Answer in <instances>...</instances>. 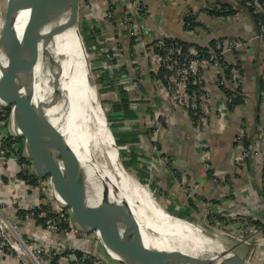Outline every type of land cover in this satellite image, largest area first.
Returning <instances> with one entry per match:
<instances>
[{"label":"built area","instance_id":"obj_1","mask_svg":"<svg viewBox=\"0 0 264 264\" xmlns=\"http://www.w3.org/2000/svg\"><path fill=\"white\" fill-rule=\"evenodd\" d=\"M81 3L86 6L82 11L84 17L88 19L96 17L105 21L103 26L100 25L104 39L99 43L102 48L95 52L100 57L99 62L94 65L97 69L94 72L95 76L99 77L103 71L112 73L120 68L125 70L117 72L119 74L118 80L115 81L117 84L115 88L121 85L130 93L132 89L131 95L134 99H131L130 106L138 110L142 118L122 121L124 125L129 126L140 124L144 133L146 132V137L151 141V149L156 156L153 154L149 161H145L147 167L151 169L155 160L162 157L157 142L160 140L161 130L165 124L173 121L176 114L189 119L195 153L200 161L207 163L208 152L203 138L211 126L210 121L214 110L212 90L216 91L217 87L226 82L222 76L228 72L226 70L227 56L233 49L242 46V42L228 38L218 39L215 44L216 51L211 49L208 56L199 57L195 49L189 48L185 52L174 39L173 34L161 30L165 23L163 18L157 16L152 6L145 0H77V10ZM247 5L252 8L254 14L262 17L258 25L256 24L255 37L260 38L264 44V3L258 0H247ZM115 21H117L116 24ZM120 46L124 49L123 54L119 51ZM112 48L113 54L110 51ZM231 73H234L233 69ZM262 76L261 93L264 97V73ZM192 84H199V86L192 89ZM233 84L236 86L238 82L234 80ZM135 90L137 93L134 95ZM219 100L223 107H218L217 112L223 116L225 106L227 107L226 103H231L232 98L224 97ZM247 102L248 99L245 98L244 103ZM190 110H192V116ZM0 116L2 117L0 118V163L8 164L11 161L15 164V170L9 178L10 185L15 188L21 185L31 191L27 197L20 195L1 197L0 195V255L12 256L18 264H50L56 255L58 264L62 256L68 263L74 264H83V262L122 264L106 249L97 232L86 233L81 230L72 215L65 227L62 226L60 219L54 217H47L43 224H38L37 230L26 234L16 227L15 220L36 223L34 215L36 208L42 203H49L51 199L44 187V180L47 179L49 184L50 180L38 177L29 160L19 159L17 151L19 145L7 146L5 139L8 134L11 132L17 135L11 110L7 114L2 112ZM260 128L264 131V114L261 116ZM244 138L245 128L239 126L234 136L232 156L233 164L239 167L244 165L250 153V148H245L243 145ZM166 164L171 165L170 162ZM169 171L175 175L177 169L171 165ZM33 176L37 178L36 185L28 183ZM225 176V171L222 172L221 178L214 175V182L222 186L224 181L219 179L223 180ZM261 185L264 187L263 171ZM15 188L14 191H16ZM198 188L197 183L195 189ZM60 206L62 207L61 204ZM204 207L208 208L205 216L207 215L211 221L215 215L211 212L209 204ZM53 211L61 212V217L64 215L61 210L53 209ZM68 213H70L69 210ZM44 214L45 212H41L40 216ZM248 216L255 217L251 213H248ZM236 221L241 222L242 225L246 223L242 228L246 229L244 233L249 237L250 235L255 237V245L260 248V245L264 243V236H262L264 226L256 228L247 218H238ZM227 222H231L229 218L224 219L221 224ZM37 231L40 232L39 235L36 234ZM76 232L79 237L75 234ZM82 234L90 237V240L94 242V248L90 250L82 248ZM77 250L82 253L77 255ZM65 251L68 253L64 254Z\"/></svg>","mask_w":264,"mask_h":264},{"label":"water","instance_id":"obj_2","mask_svg":"<svg viewBox=\"0 0 264 264\" xmlns=\"http://www.w3.org/2000/svg\"><path fill=\"white\" fill-rule=\"evenodd\" d=\"M11 3V10L3 20L0 35V49L9 78L3 106L11 107L14 130L22 138L23 157L30 160L38 177L49 178L51 188L61 200L62 207L70 211L81 230L86 233L97 232L106 249L122 264H264L245 260L227 249L225 250L235 255V263L223 255L187 257L149 248L143 243L128 215L108 200L105 190L99 200L93 196L84 164L76 155L68 161L64 159L67 138L52 125V116L48 114L53 107L56 112H63L69 100L65 87L67 79L62 77L63 62L66 60V53L62 49L64 39L59 36L70 27L75 28L86 53L77 26V0H12ZM23 10H28V16L22 34L18 35L16 22ZM43 20H48L50 25L45 65L51 95L36 101L31 48L35 27ZM98 101L101 106L99 97ZM103 115L106 127L114 140L105 112ZM114 145L120 164L124 168L115 140ZM62 161L71 166L63 164ZM75 166L77 170L72 168Z\"/></svg>","mask_w":264,"mask_h":264},{"label":"crops","instance_id":"obj_3","mask_svg":"<svg viewBox=\"0 0 264 264\" xmlns=\"http://www.w3.org/2000/svg\"><path fill=\"white\" fill-rule=\"evenodd\" d=\"M145 1L149 2L157 16L163 18L165 23L161 30L165 33H171L173 36H180L184 33H182V16L189 11H195L196 13L198 9L210 0ZM157 19L160 20L159 18ZM207 26L210 27V33L204 31L194 37L199 43L205 44L212 37L229 35L236 37V39L240 38L244 41L243 44L249 47L247 48L248 57H242L244 68L243 82L248 102L238 105L232 109V112L224 110V115L222 116L217 112L218 107H223L218 96L221 94L212 90L214 110L210 121L211 126L203 138V142L206 145L205 149L208 152L207 163L200 161L195 153L191 124L189 119L183 115L176 114L175 119L165 124L161 130L160 140L157 145L162 157L155 160L151 169L147 167L148 165L145 164V161H149L150 157L153 154L156 156V154L152 151L150 142L146 140V132L144 133L143 127L140 124L138 126L132 125L133 127L124 125L123 127L127 130H131V128L140 130L138 134L140 140L136 143L135 148L139 149V151L142 149V152L147 153V156L141 157V159L144 161V168L148 169L146 172L149 175L143 178L152 181L154 184V188L151 186L152 190L171 193L168 196L157 191L159 193L158 197L163 200V206H167L173 211L183 208L179 212L183 216L187 215L185 209L192 205L196 210L187 213L190 217H193L196 212L197 215L200 214L199 210L204 205L209 204L211 207L212 202L210 200L216 199L220 203L218 204L219 209L226 211L228 218L231 215L236 216L237 213L240 215L241 213H251L254 216L264 217L263 208L257 207L258 202L262 203V200L259 199L258 191L261 188L260 175L264 166V131L260 128L261 116L264 114V97H261V93L255 88L258 78L264 69V44L260 38L255 37L257 33L256 23L245 10L227 15L225 18L215 22L210 20ZM259 96L261 98L260 101H258ZM139 110L142 109L139 108ZM140 115L142 116L141 113ZM239 126L246 127L248 130L247 135H249L251 142L250 153L246 158V163L241 167L236 166L232 162L234 133L237 132ZM169 162L177 169L175 175L169 171V166H171ZM208 165L216 168L219 172L225 171L229 177L228 184L225 182L222 186L217 185L207 174H204L203 169H206L205 166ZM14 170L15 164L13 162L9 161L8 164L0 163L1 197L29 196L31 191L25 189V187L18 185L15 188V186L10 185L9 178ZM2 177L6 181L2 180ZM197 183L199 188L195 189ZM14 188L16 191H14ZM193 192L196 195L190 201V195ZM252 199L256 202H252ZM7 209L9 211V207ZM172 213L174 214V212ZM15 225L24 234L38 228V224L32 221L22 222L15 220ZM75 234L78 236V232ZM258 249L264 250V243ZM0 264L18 263L12 256L0 255ZM59 264H68V261L62 256Z\"/></svg>","mask_w":264,"mask_h":264},{"label":"bare ground","instance_id":"obj_4","mask_svg":"<svg viewBox=\"0 0 264 264\" xmlns=\"http://www.w3.org/2000/svg\"><path fill=\"white\" fill-rule=\"evenodd\" d=\"M27 16L28 10H23L17 17L18 35L23 32ZM2 23L0 18V35ZM49 28L48 20L41 21L35 27L32 41V73L36 101L51 95L45 65ZM59 38L64 39L62 49L66 53V60L63 62L62 77L67 79L65 87L69 100L63 112H56L53 107L48 114L52 116V125L67 138L64 159L68 161L75 155L78 157L86 168L93 196L99 200L105 190L108 200L128 215L143 243L149 248L187 257L223 255L235 263V255L226 251L214 234L206 233L199 226L164 212L167 206H160L148 188L122 167L114 140L106 129L102 107L100 106L101 110L98 107L97 91L90 77L87 56L82 49L77 30L70 27ZM8 86V69L0 49L1 103H4ZM72 168L77 170V166ZM54 196L62 204L55 193ZM123 205L131 211L126 206L122 208Z\"/></svg>","mask_w":264,"mask_h":264},{"label":"trees","instance_id":"obj_5","mask_svg":"<svg viewBox=\"0 0 264 264\" xmlns=\"http://www.w3.org/2000/svg\"><path fill=\"white\" fill-rule=\"evenodd\" d=\"M258 1L260 3L261 2L264 3V0H258ZM79 7L80 8L78 10L82 12L83 10H85L84 8L86 6L81 3L79 4ZM244 10L246 11L247 14H249L252 17L254 22L258 25V22L260 21L262 17L259 16L258 14H254L252 8L247 5V0H210V1H207L204 6H202L200 9L197 10L196 13L195 11H189L182 16V29H183L182 33L183 32L184 33L180 36H174V39L178 42L179 45L182 46V49L185 52H187L189 48L195 49L199 57H206L209 55V50L211 49L215 50L216 40L218 39L223 40V39L228 38V39H233V40H239L243 44L244 41L241 40L240 38L236 39V37L229 36V35L212 37L205 44L199 43L194 37H196V35L202 34L204 31L209 32L210 27H208L207 24L208 22H210V20L215 22V21H218L219 19L221 20L222 18H225L227 15L236 14ZM104 23L105 21L99 18H96V17L88 19L87 17L83 16L82 20L80 21V27H79L80 36L82 38L83 45H84L86 52L89 53L88 55L90 56V63L92 64V66L96 65L100 60V57L95 52H97L99 49L102 48V46H100L99 43L104 41V39H103V36L101 35L100 25L103 26ZM114 23L116 24L117 21H115ZM186 35L187 37L189 36L188 39ZM127 46L129 47V45ZM247 48L249 47L243 44L237 49H233L231 51V54L227 56L228 68L226 70H228V72L224 73V75L222 76V79L226 82L224 84H221L219 87L216 86L217 87L216 92H219L221 94V95H218L220 96L219 98H224V97L232 98V102L226 103L227 107L225 106L226 111H229V112H232V109L236 108L238 105L245 104L244 99L247 98V94L244 89V82H243L244 81V75H243L244 68L242 65L243 64L242 57L244 55H245L244 58L248 57ZM123 50H124L123 47L120 46L119 51L121 54H123ZM110 51L113 54L114 52L113 48ZM112 57L114 56L112 55ZM93 69H94V72L95 70H97L96 67H94ZM231 69L234 70V73H231ZM123 70L124 68H120V69L114 70L112 73L108 71H103L99 75V77H96V81L98 83V93H99L100 102L102 103V105H104V110H105L104 112H105L107 121L109 123L111 132L113 134L115 144L117 145L118 150L120 154L122 155V164L124 168L134 170L137 173V176L139 177L140 182L143 183L145 180L143 177H146L149 175L145 171V168L143 165L144 161L141 159V157L143 158L146 157L147 153L142 152V149H140L139 151V149L135 148L136 143H138L140 140L138 138V134L140 130L138 128H131V130H127L123 127L124 123L122 121L125 119L126 120L127 119H141L142 116L138 113V110L130 108L131 99H134L130 91L128 92V90L123 89L121 85H118V88L117 87L115 88V86L117 85L115 81L118 80L117 75L119 74L117 72L118 71L122 72ZM263 73H264V69L261 72L258 78V81H257V86L255 87L257 88L256 90L260 93L262 89L261 87H262ZM234 80L238 82V85L235 86L233 84ZM198 86L199 84H196V85L192 84L191 88L196 89ZM260 96L263 97L262 93L260 94ZM260 96L258 97L259 98L258 101H260L261 99ZM10 110H11L10 106H3V105L0 106V114L2 112H5L7 114L9 113ZM190 111H191L190 115L192 116V110ZM0 118L2 117L0 116ZM136 126H138V124H136ZM246 127H245L246 131H245V138L243 140V145L245 146V148H251V142L248 137L249 135H247L248 130L246 129ZM235 134L236 132L234 133V135ZM146 140L148 142H151L148 137H146ZM5 143L9 147H12L15 144H17V146L19 145L18 150H17L19 159L21 161L29 160V159L24 158L22 155V138L20 136L14 135L10 132L7 138L5 139ZM205 168L206 169H203L204 174H207L213 181H214V178H213L214 175H217L218 178H221L222 172L217 171L216 168L210 167L209 165L205 166ZM262 171H263V176H264V166H263ZM228 179L229 177L226 175L223 178V180L222 179H219V180L224 181L223 183L226 182V184H228ZM261 179H262V173L260 175V180ZM2 180L6 181V179L3 177H2ZM28 183L32 185H36L37 178L33 176L31 179H29ZM149 186L150 188L151 186L152 188H154L153 187L154 184L152 183V181L150 182ZM157 191L162 192L161 190H157ZM162 193L168 196L171 194L168 191L162 192ZM258 193H259V199L262 200V203L258 202L257 207H262L264 210V187L262 185ZM195 195L196 194L194 192L192 193V195H190V201L191 199H193V197H195ZM251 201L253 202L254 199H252ZM210 202H212L211 203L212 206L210 207L211 212L215 216H217L218 218H222V219L228 218L227 217L228 214H226V211L224 210L222 211L221 209H219L218 204L220 203L218 200L211 199ZM182 209L183 208H179L177 209V211H173L171 208H168L169 211L171 210L170 211L171 213L174 212V214L177 216L193 221L194 217L193 218L190 217V215L187 212L192 211V210L195 211L196 208L192 207V205L191 207H187L185 209V213L187 215H183V216L180 215L179 213ZM41 212L43 213L45 212V214L40 216ZM61 214L62 213H56V212L54 213L53 209L51 208L50 203L48 202L40 204V206L36 208V211L34 213L37 224H43L44 220L47 217H54V218L60 219L62 226L65 227L67 225L68 219L71 217V214L68 213L67 210L65 211L62 217L60 216ZM195 214L197 215V212ZM238 215L240 214L237 213L236 219L238 218L246 219L247 218L248 220H251V222L256 226V228H260L264 226L263 216L262 217H258V216L250 217L246 213H241L240 216ZM262 236H264V234ZM65 253H68V251H65L64 254ZM81 253L82 252L80 250L76 251L77 255H80ZM255 254L259 255L262 259H264V250L258 249L257 251H255ZM57 258L58 256L56 255V257L50 262V264H58L56 262ZM68 264H74V263H68ZM83 264H89V263L83 262Z\"/></svg>","mask_w":264,"mask_h":264},{"label":"rangeland","instance_id":"obj_6","mask_svg":"<svg viewBox=\"0 0 264 264\" xmlns=\"http://www.w3.org/2000/svg\"><path fill=\"white\" fill-rule=\"evenodd\" d=\"M11 2H12V0H0V18H1L2 22L11 10V7H12ZM82 16H83V13L81 11L77 10V26H78V28L80 27V21L83 18ZM88 54L89 53L86 52L87 63H88L87 66L89 69V73L91 72L90 77H91V80L93 82V86L95 87V89L97 90V93H98V83L96 81V76H95L94 69H93L94 66H92V64L90 63V56ZM131 93H133L132 89H131ZM136 93H137V90L134 91V95ZM98 97H99V93H98ZM1 105H3V103H1L0 106ZM98 107L100 110L102 107L103 112L105 111L104 105H102V103H101V107L99 104H98ZM106 129H107V127H106ZM107 131H108V129H107ZM121 160H122V155H121ZM125 170L140 182V179L134 170H130V169H125ZM150 182H151L150 179H149V181L146 179L141 184L142 185L144 184V186H146L148 188V190L150 191L152 196L155 198L156 202L160 206L163 207V205H162L163 200L158 197L159 193L157 191H154V190H152V188H150V186H149ZM44 184H45L44 187L46 188V191H47L48 195H50V198H51L49 201L51 208L55 209L56 211L61 210L63 213H65L66 210L68 212L67 208L63 209V207L60 206L59 202L57 201V199L54 196V191L52 190V188L49 184V181L47 179L44 180ZM54 204H55V206H54ZM165 211L167 212V214L173 215L170 212L171 210L170 211L168 210V207H167V209L164 210V212ZM199 211H200V214L198 216L196 214H194V216H193L194 218L192 217L194 219L192 222L194 224H197L200 227V230L214 234L216 236V238L223 244L224 249L231 250L234 253L240 255L243 259L251 261V262H264V260L259 255L255 254V251L258 250L257 249L258 246H256L255 242H254L255 237H252L251 235L249 237L248 235H246L244 233L246 229H242V228H244V225L246 223H244V225H242L241 222H237L236 221L237 215L236 216L231 215L229 217L230 221H231L230 223L227 222V223L221 224L225 218L222 219V218H218L217 216H214L212 218V220L210 221V218L207 217V215L205 216V214L208 212V208L203 206ZM195 216H197L199 218H197ZM36 234L39 235L40 232L37 231ZM82 241H83V244H82L83 249L90 250L91 248H94V242L90 240V237L83 235Z\"/></svg>","mask_w":264,"mask_h":264}]
</instances>
